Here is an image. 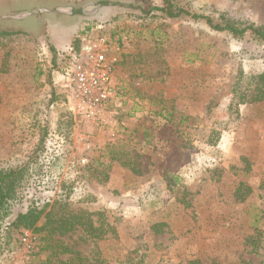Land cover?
<instances>
[{"label": "rangeland", "instance_id": "rangeland-1", "mask_svg": "<svg viewBox=\"0 0 264 264\" xmlns=\"http://www.w3.org/2000/svg\"><path fill=\"white\" fill-rule=\"evenodd\" d=\"M160 4L0 0V31H21L0 37V160L30 162L17 209L60 198L104 214L102 238L53 236L79 252L68 264H264V102L237 105L232 92L239 68L264 69V47L202 19H135ZM190 7L264 24V0ZM86 27L82 41L107 37L116 59V94L92 114L69 103L67 78L70 42ZM3 240L0 264H44L31 229Z\"/></svg>", "mask_w": 264, "mask_h": 264}, {"label": "trees", "instance_id": "trees-1", "mask_svg": "<svg viewBox=\"0 0 264 264\" xmlns=\"http://www.w3.org/2000/svg\"><path fill=\"white\" fill-rule=\"evenodd\" d=\"M151 11L155 12L151 14ZM158 17L202 19L211 30L225 32L236 39L248 37L256 45L264 47V24L246 21L232 15L227 10L195 13L190 7V0H161L160 5H154L142 15L135 16V19L147 23L155 21ZM87 30L88 27L80 30L78 35L73 37L70 42L72 52L80 48L81 37ZM20 32L19 30H2L0 37ZM232 92L237 98V105L264 102V69L259 73L246 74L239 68L234 77ZM64 96L66 101V94ZM55 101L56 97L52 90L51 97L43 103L42 111L53 107ZM68 114L69 112L65 111L64 116L67 117ZM213 133L217 139L219 130ZM209 143L213 144V139ZM29 166V161L10 163L0 160V252L2 246L6 244L3 239L8 231L12 230L14 234H20L24 230L31 229L38 235L39 252H47L43 260L44 264H68V261L78 258L79 252L60 244L58 240H53L55 234L64 235L80 228L87 237L97 239L104 237L111 227L102 212H76L69 209L67 202L60 198L54 199L51 203L49 201L40 202L38 199L37 203L29 200L24 208L22 206V209H17L24 204L26 199L25 189L30 183ZM170 178L173 180V184L179 183V178L176 176L170 175ZM169 186L172 188V185ZM242 190L237 188L235 193L241 195L240 191ZM182 191L184 192V189ZM61 254L68 256L62 259L60 258ZM187 263L202 264L198 259H189Z\"/></svg>", "mask_w": 264, "mask_h": 264}, {"label": "built area", "instance_id": "built-area-1", "mask_svg": "<svg viewBox=\"0 0 264 264\" xmlns=\"http://www.w3.org/2000/svg\"><path fill=\"white\" fill-rule=\"evenodd\" d=\"M111 52L112 43L104 36H89L77 51L72 52L74 61L70 73H67L71 88L69 103L79 111L92 114L115 96L113 64L116 59ZM28 237L24 232L22 241L27 243Z\"/></svg>", "mask_w": 264, "mask_h": 264}]
</instances>
